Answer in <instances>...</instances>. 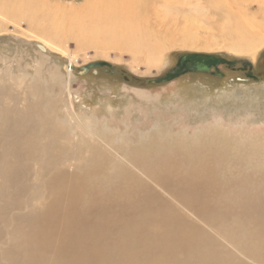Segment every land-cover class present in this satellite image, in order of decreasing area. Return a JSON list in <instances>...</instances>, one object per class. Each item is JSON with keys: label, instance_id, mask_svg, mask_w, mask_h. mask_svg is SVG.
Wrapping results in <instances>:
<instances>
[{"label": "rangeland", "instance_id": "1", "mask_svg": "<svg viewBox=\"0 0 264 264\" xmlns=\"http://www.w3.org/2000/svg\"><path fill=\"white\" fill-rule=\"evenodd\" d=\"M48 2L63 27L56 36L43 34L36 15L0 12V264H264V44L253 58L226 42L181 47L185 35L213 38V16L186 23L187 4L144 0L143 19L173 45L152 65L76 39L68 25L86 0ZM183 53L250 63L259 80L220 67V78L145 84ZM94 62L111 66L81 74ZM193 167L202 177L185 184ZM82 175L109 193L105 201L131 202L109 210L102 231H77L66 246L48 220Z\"/></svg>", "mask_w": 264, "mask_h": 264}, {"label": "bare ground", "instance_id": "2", "mask_svg": "<svg viewBox=\"0 0 264 264\" xmlns=\"http://www.w3.org/2000/svg\"><path fill=\"white\" fill-rule=\"evenodd\" d=\"M176 1L178 3L187 4L191 9V14L193 16L187 17L186 23L188 21H205L208 16L212 15V25L215 26V32L211 31L212 34L215 35H212L213 38L210 37L209 40L200 43L196 42L192 38V35H185L184 40L180 42L181 47L212 50L222 42H226L223 48L235 53L248 54L252 58L262 48L264 44V0ZM143 2L144 0H86L73 20L71 22L68 21L70 22L68 30L75 35L74 37H76V39H82L92 44L95 41H99L101 44L103 43L111 48H120L130 53H136L140 56L138 59L139 62L154 65L160 61L159 58L162 56V53L172 48L173 45L171 40L160 36L156 31L152 30L150 25H147L142 15L143 9L139 8V6H143ZM200 2H202V4H200ZM249 5H256L257 9L249 13ZM0 12H3L4 16H9L13 12L21 15L27 12L33 17L36 15L40 20L37 22H39L40 25H42L41 27L45 30L43 34L48 36H54L62 27L61 20L57 21L51 15L48 0H0ZM47 15H49L48 18ZM67 17L68 16H66V18ZM25 18L32 23L30 18ZM200 26L203 27V24L201 23ZM66 27L67 26H64V28ZM208 30H210V28ZM208 160L210 159L208 158ZM47 161L49 162V160ZM200 161V158L194 159L195 164H198ZM212 161L213 160H211L210 163L213 165L214 161ZM210 163L208 162L207 164ZM196 170L197 168L194 167L189 168V177L185 180V184L189 185L191 181L199 180V178L202 177L201 175L191 174L192 171L195 173ZM95 171V168L91 167V174L96 175ZM123 177V175L119 174L117 183L113 185L114 188H122L119 183H121ZM87 178L85 175H82L78 184L75 183L77 186L71 187L75 189H70L72 191L67 190L68 192H66L59 201L55 202V205L52 207L53 216L48 220V229H52L55 233L63 234L65 238L69 237L68 239L61 240L66 246H73L76 243L73 240V235L77 231H86L88 229L96 232L102 231L107 218L110 216L109 210L119 208V201L131 202V200H125L120 196L114 200L108 199L109 193L102 194L100 192L101 190H97V186H95L96 190L91 189L90 179L86 180ZM135 183V181H130L126 188ZM75 184L73 185L75 186ZM66 195L68 196L63 198ZM89 196L92 198L88 199ZM105 196H108L106 198L107 201L104 199ZM85 197H87V200L84 199ZM134 200H132V202ZM197 200L195 199V201ZM253 204L255 205L254 202ZM92 213L97 215V220H92L96 217V215L91 217V215H93ZM60 221L62 226L60 224V227L57 228L56 226ZM92 235L93 234H82L83 237ZM98 235L99 237L96 238H100L104 244L103 234L98 233ZM133 239H135V237ZM129 242L131 243L132 240ZM63 258L65 259V257ZM36 261L38 260H33V262H27L26 264H38Z\"/></svg>", "mask_w": 264, "mask_h": 264}, {"label": "water", "instance_id": "3", "mask_svg": "<svg viewBox=\"0 0 264 264\" xmlns=\"http://www.w3.org/2000/svg\"><path fill=\"white\" fill-rule=\"evenodd\" d=\"M43 52H46L44 47H39ZM66 62V60H64ZM231 65V62H227L219 54H207V53H183L177 57L175 66L168 71L164 76L150 81H146L147 85H160L169 83L180 76L186 74H208L214 77H223V74L219 71L220 65ZM110 64L106 62H94L81 68V74H84L90 70L100 68H110ZM70 68V67H69ZM213 71L211 72V70Z\"/></svg>", "mask_w": 264, "mask_h": 264}, {"label": "flooded vegetation", "instance_id": "4", "mask_svg": "<svg viewBox=\"0 0 264 264\" xmlns=\"http://www.w3.org/2000/svg\"><path fill=\"white\" fill-rule=\"evenodd\" d=\"M225 60L227 62H231L232 64L231 65H226V64L220 65V66H218V69L220 67H226L230 71H234V72L238 71L239 73L244 75L246 80H252V81H258L259 80V77L257 75H255L253 66L250 63H244L242 61H236V60H232V61L227 60V59H225ZM212 71H213V69L211 70V72ZM239 80L243 81V79H239Z\"/></svg>", "mask_w": 264, "mask_h": 264}]
</instances>
